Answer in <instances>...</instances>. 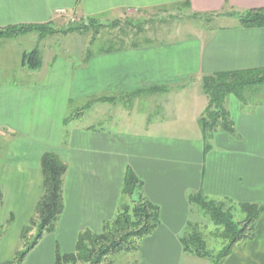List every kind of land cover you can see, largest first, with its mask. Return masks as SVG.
I'll return each mask as SVG.
<instances>
[{"label": "crops", "instance_id": "obj_1", "mask_svg": "<svg viewBox=\"0 0 264 264\" xmlns=\"http://www.w3.org/2000/svg\"><path fill=\"white\" fill-rule=\"evenodd\" d=\"M257 9H264V0H0V29L60 28L66 15L100 25L174 14L214 24L192 41L134 43L75 59L53 54L33 70L22 65V56L32 43L38 49L35 32L0 39V132L7 133L0 209L14 228L0 242V264L12 258L20 229L32 217L46 152L66 164L63 210L54 233L44 235L22 264H54L56 246L71 253L79 233H100L116 215L128 168L159 212L158 228L137 252L127 253L131 264H182L179 239L193 215L191 193L264 205V93L244 95L243 104L226 98L234 133L213 134L207 149L198 123L207 104L204 76L264 68V28L239 21L241 13ZM99 97L110 99L108 105L127 102L126 113L108 119L127 128L91 130L72 120L64 126L70 104ZM222 264H264V211L254 239L236 244Z\"/></svg>", "mask_w": 264, "mask_h": 264}, {"label": "trees", "instance_id": "obj_2", "mask_svg": "<svg viewBox=\"0 0 264 264\" xmlns=\"http://www.w3.org/2000/svg\"><path fill=\"white\" fill-rule=\"evenodd\" d=\"M239 21L244 28H264V9L249 10L239 15ZM95 23L89 20L88 26ZM115 23H112L114 25ZM98 27H105L97 24ZM83 29L81 23L75 27ZM44 26H22L0 29V39H9L17 34L37 32L42 35ZM22 65L27 69L40 66L37 51L22 56ZM264 84V68L223 72L204 76L201 80V90L206 97V107L198 119L205 148H209V140L213 134L224 132L234 133L233 123L225 106L226 98L233 96L240 103H245L244 92L253 86ZM164 91V88L154 89ZM107 101V100H106ZM99 97L92 102H106ZM89 107V106H88ZM78 109L76 114L64 119L68 122L82 115ZM67 141V135L64 136ZM42 174L41 194L34 209V215L20 231V240L25 243V249L15 253L12 260L2 264H22L29 252L38 244L44 235L52 234L62 214V186L66 173V164L52 152H46L40 159ZM191 213L201 211L216 228V237L222 240L221 251L212 257L203 235L196 230L194 224L188 222L180 244L183 253L196 258L213 260L214 264H222L233 247L243 241L254 239V224L264 211L263 204H236L228 200L210 199L201 192L191 193L187 197ZM2 193L0 190V206ZM242 215L240 220H234V211ZM10 221L12 218L10 217ZM159 226L158 207L152 204L142 193V183L127 169L124 175L121 201L114 219L105 223L100 233L82 231L77 237L74 251L61 254L56 247L54 264H112L106 262L108 256L121 252L135 253L139 250L143 239L148 238Z\"/></svg>", "mask_w": 264, "mask_h": 264}, {"label": "rangeland", "instance_id": "obj_3", "mask_svg": "<svg viewBox=\"0 0 264 264\" xmlns=\"http://www.w3.org/2000/svg\"><path fill=\"white\" fill-rule=\"evenodd\" d=\"M78 23H81L85 27H83V29L75 27L74 30L66 32L70 29V27L77 25ZM87 26L88 22H81L73 15L63 16L62 27L53 28L44 26L46 27V30L43 31L42 35L37 32H35V35L33 34L34 36L37 35L36 37L38 38V42L41 41L40 45H38L40 53L38 49H34L36 47V43L29 45L31 46L30 50L33 49L32 51H37L41 64V60L44 62L47 60L49 55L53 54L68 56L71 59H75L80 54H83L85 57L87 54L92 52L97 53L106 49H113L118 46H127L134 43L145 44L150 42L153 44H167L182 40L192 41L195 39L194 37L202 31V27L212 28L214 24L204 18L189 19L183 15L174 14L162 17L146 16L140 21L134 19H127L126 21L121 20L120 22H115L114 25H103L105 27H98L96 22L93 23L91 27ZM20 35H23V33L17 34L9 39L17 38ZM41 50L44 51L41 53ZM4 52L5 50L2 52L3 57L5 56ZM257 93H264V84L247 89L243 95H255ZM230 97L232 98L233 96ZM93 99L94 98L83 99L68 106L67 117L69 115L76 114L78 109L84 108L82 110V115L80 117L77 116L72 120L73 125L90 128L91 130H124L127 128L126 125L116 126L109 124L108 122L110 117L113 119L116 116L119 117L122 110L126 113L128 110L126 101L122 100L123 102L118 104L119 102L117 100V102L115 101V105H113V103L112 105H108L100 102H92ZM106 100L109 102L111 101L110 99H105V101ZM258 102L263 101L258 100ZM6 136V132H0V156L6 151ZM233 214L234 220L236 221L242 218V215L237 210L234 211ZM8 215V213L0 209V242L4 237H10L11 233L14 231V228L11 227L13 225V220L10 221ZM33 215L34 212L32 217ZM190 222L195 225L196 230L205 238L207 248L212 254V257H216L223 247V242L216 237L215 226L199 210H195L193 212ZM27 223H25L21 229ZM17 240L18 241L16 242L12 253H10L12 258L15 253L25 249V243L21 241L19 237ZM56 247L59 252L63 254V251L60 250L59 246ZM128 255L132 254L121 252L115 255H110L108 256L106 262H110L112 264H131V260ZM12 258L10 260H12ZM182 264H214V261L185 255L182 260Z\"/></svg>", "mask_w": 264, "mask_h": 264}, {"label": "water", "instance_id": "obj_4", "mask_svg": "<svg viewBox=\"0 0 264 264\" xmlns=\"http://www.w3.org/2000/svg\"><path fill=\"white\" fill-rule=\"evenodd\" d=\"M76 28H77V26H76Z\"/></svg>", "mask_w": 264, "mask_h": 264}]
</instances>
